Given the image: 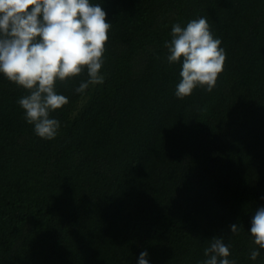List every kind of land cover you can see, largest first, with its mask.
Returning a JSON list of instances; mask_svg holds the SVG:
<instances>
[{
    "label": "trees",
    "instance_id": "trees-1",
    "mask_svg": "<svg viewBox=\"0 0 264 264\" xmlns=\"http://www.w3.org/2000/svg\"><path fill=\"white\" fill-rule=\"evenodd\" d=\"M112 23L103 84L57 82L53 140L34 133L0 74V264H203L223 237L264 264V0H90ZM206 17L227 54L211 92L175 96L173 24ZM237 224L233 234L230 226ZM253 249L260 251L250 259Z\"/></svg>",
    "mask_w": 264,
    "mask_h": 264
},
{
    "label": "clouds",
    "instance_id": "clouds-1",
    "mask_svg": "<svg viewBox=\"0 0 264 264\" xmlns=\"http://www.w3.org/2000/svg\"><path fill=\"white\" fill-rule=\"evenodd\" d=\"M106 17L101 5L90 0H0V74L29 93L17 103L38 137L53 140L58 135L60 122L50 114L69 99L57 92V82L67 83L86 73L87 79L74 89L79 94L104 83L101 70L112 28ZM170 35L164 43L166 59L181 65L175 96L184 99L197 88L211 92L227 54L208 19H191L184 27L175 23ZM230 231L237 234V224ZM250 234L254 245L264 250V207L255 210ZM204 255L203 264H236L229 259L231 247L223 237H213ZM147 256L142 251L138 264H149ZM258 256L260 251L253 249L250 259Z\"/></svg>",
    "mask_w": 264,
    "mask_h": 264
}]
</instances>
